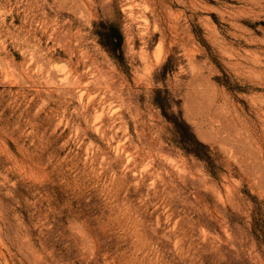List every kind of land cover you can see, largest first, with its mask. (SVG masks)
<instances>
[{
	"label": "rangeland",
	"instance_id": "374dc122",
	"mask_svg": "<svg viewBox=\"0 0 264 264\" xmlns=\"http://www.w3.org/2000/svg\"><path fill=\"white\" fill-rule=\"evenodd\" d=\"M0 264H264V0H0Z\"/></svg>",
	"mask_w": 264,
	"mask_h": 264
},
{
	"label": "trees",
	"instance_id": "16d2710c",
	"mask_svg": "<svg viewBox=\"0 0 264 264\" xmlns=\"http://www.w3.org/2000/svg\"><path fill=\"white\" fill-rule=\"evenodd\" d=\"M164 114H166L165 112H164ZM166 116H167V114H166ZM190 136H191V142L192 143H195V144H197V145H199V146H205L204 144H202L201 142H199V141H196V139H193L192 137V135L190 134ZM192 152L193 153H195L196 155H199V153H197V151H195V149H192Z\"/></svg>",
	"mask_w": 264,
	"mask_h": 264
}]
</instances>
